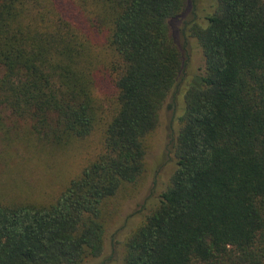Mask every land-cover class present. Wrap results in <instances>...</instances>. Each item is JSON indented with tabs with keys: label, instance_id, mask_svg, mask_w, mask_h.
I'll return each mask as SVG.
<instances>
[{
	"label": "trees",
	"instance_id": "1",
	"mask_svg": "<svg viewBox=\"0 0 264 264\" xmlns=\"http://www.w3.org/2000/svg\"><path fill=\"white\" fill-rule=\"evenodd\" d=\"M64 1L75 14L55 0H0V132L4 119L28 122L64 150L98 130L102 149L50 199L1 175L0 264L101 254L104 208L143 183L147 138L182 68L169 24L185 0ZM215 1L189 28L204 73L184 94L176 169L126 238L123 264H264V0ZM100 70L113 87L106 104Z\"/></svg>",
	"mask_w": 264,
	"mask_h": 264
},
{
	"label": "rangeland",
	"instance_id": "2",
	"mask_svg": "<svg viewBox=\"0 0 264 264\" xmlns=\"http://www.w3.org/2000/svg\"><path fill=\"white\" fill-rule=\"evenodd\" d=\"M185 1L183 15L169 24L181 53L182 68L159 111L156 129L147 138L143 183L139 188L128 189V194L120 192L107 208L105 206L104 211H109L110 217L104 229L101 254L84 264H123L126 238L157 207L176 169L174 152L180 129L179 118L184 108V94L190 84L204 73L203 53L195 38L190 36L189 28L202 23L216 7L215 0ZM55 2L66 14H75L72 5L64 0ZM91 40L100 49L102 39L91 37ZM95 82L96 98L106 104V98L113 95L112 82L104 70L97 73ZM2 115L6 116L3 111ZM3 123L7 133L0 132V154L6 147L9 156L0 157V178L3 175V183L7 180L12 184L16 182L18 193L25 190L37 200L57 195L102 149L98 130L86 140L59 150L42 144L32 134L28 122L4 119Z\"/></svg>",
	"mask_w": 264,
	"mask_h": 264
}]
</instances>
